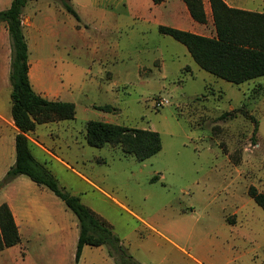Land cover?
Here are the masks:
<instances>
[{
  "label": "rangeland",
  "instance_id": "374dc122",
  "mask_svg": "<svg viewBox=\"0 0 264 264\" xmlns=\"http://www.w3.org/2000/svg\"><path fill=\"white\" fill-rule=\"evenodd\" d=\"M233 1V8L264 13V0ZM10 2L1 0L0 10ZM130 2L132 13L141 7L142 15L170 27L178 18L187 23L182 0L153 11L143 0ZM71 4L81 9L77 0ZM98 11L95 24L85 28L57 0H29L23 9L30 67L40 66L36 92L72 102L77 112L74 120L30 133L46 149L31 140L34 157L64 192L103 217L142 264H264V209L249 195L251 186L264 193V78L235 86L200 69L184 45L153 24L147 29L143 20ZM5 39L10 50L0 49V69L7 71L8 32ZM11 92L5 73L0 114L7 137L14 134ZM159 97L169 103L157 109ZM105 105L115 111L98 109ZM90 120L156 131L162 150L139 161L110 144L92 147L86 141ZM15 160L6 140L0 204L17 214L22 241L0 252V264H76L77 217L26 175L2 185ZM78 264L116 263L107 246H86Z\"/></svg>",
  "mask_w": 264,
  "mask_h": 264
},
{
  "label": "trees",
  "instance_id": "16d2710c",
  "mask_svg": "<svg viewBox=\"0 0 264 264\" xmlns=\"http://www.w3.org/2000/svg\"><path fill=\"white\" fill-rule=\"evenodd\" d=\"M65 10L79 20L72 0H57ZM156 5L166 0H152ZM194 21L207 24L204 0H182ZM29 0H12L0 11V22L6 25L11 39L12 119L18 134L15 137V164L6 173L2 185L20 175L28 176L39 186L50 189L75 214L79 221V240L75 261L81 259L85 246H107L116 264H142L124 247L110 224L77 196L63 191L51 171L33 155L34 145L28 135L38 125L74 120L76 106L62 100L39 95L30 79L29 45L23 24V9ZM215 27L214 36H204L170 26H159L162 35L170 36L186 47L200 67L214 77L242 86L264 78V13L230 7L224 0H209ZM113 112L111 105L98 107ZM252 120H254L252 116ZM256 131V130H255ZM86 141L92 147H120L126 154L145 161L162 150L161 135L152 130L90 120L86 125ZM250 197L264 209V193L249 188ZM19 227L8 203L0 204V252L21 243Z\"/></svg>",
  "mask_w": 264,
  "mask_h": 264
},
{
  "label": "crops",
  "instance_id": "0c3cea01",
  "mask_svg": "<svg viewBox=\"0 0 264 264\" xmlns=\"http://www.w3.org/2000/svg\"><path fill=\"white\" fill-rule=\"evenodd\" d=\"M74 1L75 0H72V3ZM134 1H136V0H134ZM143 1L145 2L143 6L144 7L148 6L150 8V10L153 11V9H155L157 7H160L161 5H164L165 3L167 4L169 0H166L164 3L156 5V6H153V2L151 0H143ZM224 1L230 7H233V6L230 5V2H235L233 0H224ZM251 1H253V0H251ZM77 2L79 4V7L81 8L79 11L75 10L76 13L79 16V20L78 21H79V23L81 22L85 28H88L89 25H91V24H95V7L97 8V11L99 10L98 12H100L102 15L107 13V11H111V14L114 15V16L123 17V18H126V19L131 18V19H134L135 22L143 20V22L141 21L144 24V26H142V27H145L147 24H150L147 27V29H149L151 24H153V26H155L157 28L159 26H162V25L168 26V25H166L165 23H163L159 19L158 20L156 18L153 19L152 18V14L151 15L148 14V16L142 15L141 7H138L137 10L132 13L131 9L129 7V4H131V2L129 3V0H77ZM137 2H140V0H137ZM151 2H152V4H151ZM10 4H11V2H10ZM10 4H8V6L6 8H8L10 6ZM204 6H205V10H206L207 17H208V23L207 24H200V23L194 21L193 18L191 17V15H190V13H189V10H188L187 6L184 4V6L181 5V10H182L183 16L187 20V23L186 24L182 23L181 20H179V18H178V20H177L178 25H174V28H178L180 30H184V31H188V32H191V33H194V34L204 35V36H208L205 33L206 30H208L210 32L211 36H212L214 34V32H215V28H214V25H213V16H212V10H211V5H210L209 0H204ZM239 8L240 9H244V10H251V9L244 8V7H239ZM2 10H4V9H2ZM252 11H254V10H252ZM38 12H40V11H38ZM37 14L34 17H36V16L38 17ZM34 17L30 16V17L27 18L28 19V24L27 25H29L30 27L35 25V24H33V18ZM83 18L88 20L90 22V24L83 23ZM208 24H209V28H208ZM85 28H82V25H78L76 27V29L80 30L81 33H83ZM7 32H8V30L6 28V25L4 23L0 22V39H1L0 49L7 48L8 50H10V47H9L10 45L5 43L7 41L5 39V37L7 36ZM190 57H191V55H190ZM5 66H8L7 71L4 70L5 67L4 68L1 67V69H0V77H1L2 80L4 79L5 73H7L9 78H10L9 67H11V64L9 66V64L7 63V64H5ZM36 68L37 69H34V68L30 67V79H31V82H32V85H33V88H34L35 91H36L35 83H37V84L39 83L38 74L40 72L39 71L40 66L37 65ZM1 79H0V81H1ZM37 93L39 95L43 96V97H46L45 95H42L43 93H41V92H37ZM12 123H13L12 126L14 127V134L10 133L12 135L7 137V136H5V133H3V120H2V115L0 114V146L4 145V142L6 140H8V141H11V144L14 145V150H15V137L18 134V129L15 127L13 119H12ZM28 137H29L30 140H32V138L30 137V134L28 135ZM33 142H35V141H33ZM35 143H36V145H38L41 148H43L44 150H46L43 145H41V144H39L37 142H35ZM15 161H14L13 165L15 164ZM8 170H7V172H8ZM13 214L15 216V220H16L17 225L19 227L18 216H17V214L14 211H13ZM36 223L38 225H40L41 224V220H38ZM79 231H80V228H79ZM79 234H80V232H79ZM85 247H84V249H85Z\"/></svg>",
  "mask_w": 264,
  "mask_h": 264
},
{
  "label": "built area",
  "instance_id": "2783aa9c",
  "mask_svg": "<svg viewBox=\"0 0 264 264\" xmlns=\"http://www.w3.org/2000/svg\"><path fill=\"white\" fill-rule=\"evenodd\" d=\"M169 103V100H167L166 98L163 97H159L155 100V107L157 109H160L164 106H166Z\"/></svg>",
  "mask_w": 264,
  "mask_h": 264
},
{
  "label": "bare ground",
  "instance_id": "6f19581e",
  "mask_svg": "<svg viewBox=\"0 0 264 264\" xmlns=\"http://www.w3.org/2000/svg\"><path fill=\"white\" fill-rule=\"evenodd\" d=\"M32 76V75H31Z\"/></svg>",
  "mask_w": 264,
  "mask_h": 264
}]
</instances>
